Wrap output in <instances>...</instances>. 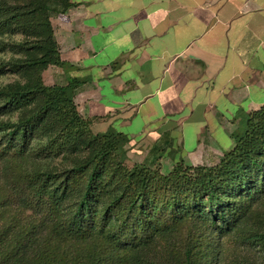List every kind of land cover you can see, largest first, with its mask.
<instances>
[{
	"label": "trees",
	"instance_id": "1",
	"mask_svg": "<svg viewBox=\"0 0 264 264\" xmlns=\"http://www.w3.org/2000/svg\"><path fill=\"white\" fill-rule=\"evenodd\" d=\"M72 1L0 0V264H264V106L216 165L129 167L44 83Z\"/></svg>",
	"mask_w": 264,
	"mask_h": 264
},
{
	"label": "crops",
	"instance_id": "2",
	"mask_svg": "<svg viewBox=\"0 0 264 264\" xmlns=\"http://www.w3.org/2000/svg\"><path fill=\"white\" fill-rule=\"evenodd\" d=\"M72 2L51 20L66 66L44 83L79 80L92 132L124 135L138 161L216 165L264 106V0Z\"/></svg>",
	"mask_w": 264,
	"mask_h": 264
},
{
	"label": "rangeland",
	"instance_id": "3",
	"mask_svg": "<svg viewBox=\"0 0 264 264\" xmlns=\"http://www.w3.org/2000/svg\"><path fill=\"white\" fill-rule=\"evenodd\" d=\"M63 0H54L55 4H60ZM7 58V57H5ZM14 80V77L12 75H7L6 77H0V84L4 83H9L12 82ZM121 151L124 155V162L126 165H128L129 167H132L134 165H153V167L155 169H159L162 173L167 174L168 172H170L173 168H169V169H165V166L163 164H156L154 162H140L141 160H137L135 157L138 156L137 152L133 151L130 146L125 142L121 145ZM140 156V155H139ZM138 156V157H139ZM175 165H173L174 167ZM170 167V166H169Z\"/></svg>",
	"mask_w": 264,
	"mask_h": 264
}]
</instances>
